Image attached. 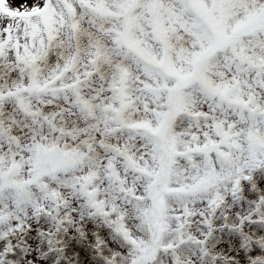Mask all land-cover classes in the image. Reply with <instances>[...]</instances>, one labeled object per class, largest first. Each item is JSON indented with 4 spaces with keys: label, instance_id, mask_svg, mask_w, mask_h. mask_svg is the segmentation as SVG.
<instances>
[{
    "label": "snow or ice",
    "instance_id": "snow-or-ice-1",
    "mask_svg": "<svg viewBox=\"0 0 264 264\" xmlns=\"http://www.w3.org/2000/svg\"><path fill=\"white\" fill-rule=\"evenodd\" d=\"M0 264H264V0H0Z\"/></svg>",
    "mask_w": 264,
    "mask_h": 264
}]
</instances>
